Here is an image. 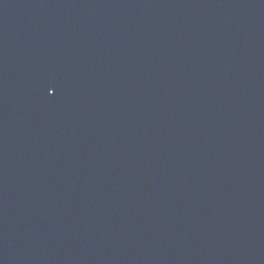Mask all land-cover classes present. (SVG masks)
I'll list each match as a JSON object with an SVG mask.
<instances>
[{"label": "water", "instance_id": "95a60500", "mask_svg": "<svg viewBox=\"0 0 264 264\" xmlns=\"http://www.w3.org/2000/svg\"><path fill=\"white\" fill-rule=\"evenodd\" d=\"M0 264H264V0H0Z\"/></svg>", "mask_w": 264, "mask_h": 264}]
</instances>
